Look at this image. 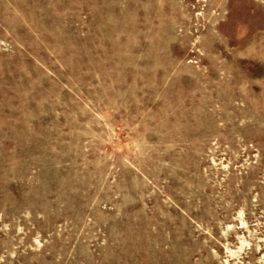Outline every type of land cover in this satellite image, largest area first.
Instances as JSON below:
<instances>
[{"label":"rangeland","instance_id":"rangeland-1","mask_svg":"<svg viewBox=\"0 0 264 264\" xmlns=\"http://www.w3.org/2000/svg\"><path fill=\"white\" fill-rule=\"evenodd\" d=\"M0 264H264V0H0Z\"/></svg>","mask_w":264,"mask_h":264}]
</instances>
